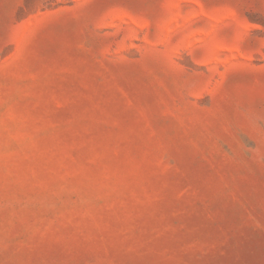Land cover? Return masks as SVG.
<instances>
[{
	"label": "rangeland",
	"instance_id": "1",
	"mask_svg": "<svg viewBox=\"0 0 264 264\" xmlns=\"http://www.w3.org/2000/svg\"><path fill=\"white\" fill-rule=\"evenodd\" d=\"M0 264H264V0H0Z\"/></svg>",
	"mask_w": 264,
	"mask_h": 264
}]
</instances>
